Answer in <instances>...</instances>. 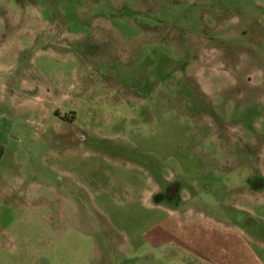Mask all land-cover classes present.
Returning a JSON list of instances; mask_svg holds the SVG:
<instances>
[{"label":"rangeland","instance_id":"374dc122","mask_svg":"<svg viewBox=\"0 0 264 264\" xmlns=\"http://www.w3.org/2000/svg\"><path fill=\"white\" fill-rule=\"evenodd\" d=\"M242 165L264 0H0V264H264Z\"/></svg>","mask_w":264,"mask_h":264},{"label":"flooded vegetation","instance_id":"af4514ba","mask_svg":"<svg viewBox=\"0 0 264 264\" xmlns=\"http://www.w3.org/2000/svg\"><path fill=\"white\" fill-rule=\"evenodd\" d=\"M244 167L242 165L234 169V172L237 173L234 184L232 183L234 191L239 188V191H247L250 193H258L260 190H263L264 178L256 174H250L248 172L249 168L243 169ZM182 191L183 184L179 180L173 179L158 188L154 200L157 203H165L174 209H179L183 205Z\"/></svg>","mask_w":264,"mask_h":264}]
</instances>
